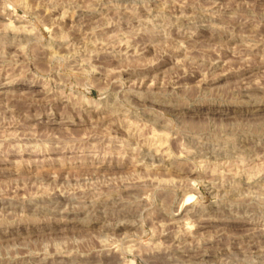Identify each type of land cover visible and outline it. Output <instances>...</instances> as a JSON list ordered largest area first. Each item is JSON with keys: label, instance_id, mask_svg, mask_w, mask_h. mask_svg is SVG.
I'll return each mask as SVG.
<instances>
[{"label": "rangeland", "instance_id": "rangeland-1", "mask_svg": "<svg viewBox=\"0 0 264 264\" xmlns=\"http://www.w3.org/2000/svg\"><path fill=\"white\" fill-rule=\"evenodd\" d=\"M0 264H264V0H0Z\"/></svg>", "mask_w": 264, "mask_h": 264}, {"label": "bare ground", "instance_id": "bare-ground-1", "mask_svg": "<svg viewBox=\"0 0 264 264\" xmlns=\"http://www.w3.org/2000/svg\"><path fill=\"white\" fill-rule=\"evenodd\" d=\"M197 110V109H196ZM163 144V143H162ZM161 145V144H160ZM157 149V148H156ZM119 226V225H118ZM121 226V225H120Z\"/></svg>", "mask_w": 264, "mask_h": 264}]
</instances>
